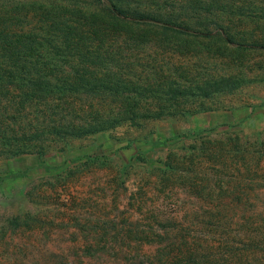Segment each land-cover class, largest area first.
<instances>
[{
  "label": "rangeland",
  "instance_id": "1",
  "mask_svg": "<svg viewBox=\"0 0 264 264\" xmlns=\"http://www.w3.org/2000/svg\"><path fill=\"white\" fill-rule=\"evenodd\" d=\"M223 18L233 19L240 44L198 39L183 55L164 47L141 53L198 79L239 81L233 92L210 95L211 111L123 125L54 144L45 156L0 158V264H141L145 256L162 264L182 251L226 264V245L242 248L231 243L246 238L245 226L264 228V189L239 194L251 199L243 205L228 196L226 158L208 144L226 132L264 139V18Z\"/></svg>",
  "mask_w": 264,
  "mask_h": 264
},
{
  "label": "trees",
  "instance_id": "2",
  "mask_svg": "<svg viewBox=\"0 0 264 264\" xmlns=\"http://www.w3.org/2000/svg\"><path fill=\"white\" fill-rule=\"evenodd\" d=\"M225 1L0 0V158L45 156L54 144L123 125L143 128L211 111L210 95L233 92L239 81L198 79L183 67L165 69L157 58L150 63L141 53L164 47L183 55L198 39L240 44L232 18H264V7L250 0L239 7ZM226 13L232 21L223 18ZM211 141L226 158L231 179L226 193L241 205L250 202L239 194L247 195L251 186L264 189V139L226 132ZM196 146L184 159L189 168ZM244 229L246 238L231 243L242 248L226 245V264H264V228ZM167 259L162 264L204 263L184 251ZM156 261L162 262L145 256L140 263Z\"/></svg>",
  "mask_w": 264,
  "mask_h": 264
}]
</instances>
